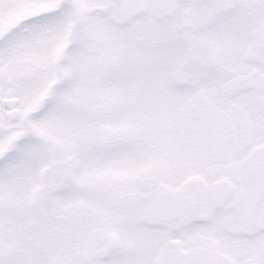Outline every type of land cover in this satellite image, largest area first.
<instances>
[{"label": "snow or ice", "instance_id": "snow-or-ice-1", "mask_svg": "<svg viewBox=\"0 0 264 264\" xmlns=\"http://www.w3.org/2000/svg\"><path fill=\"white\" fill-rule=\"evenodd\" d=\"M0 264H264V0H0Z\"/></svg>", "mask_w": 264, "mask_h": 264}]
</instances>
